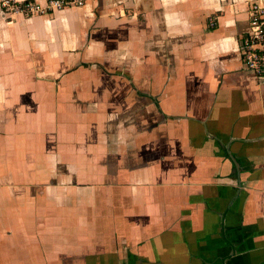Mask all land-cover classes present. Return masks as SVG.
I'll list each match as a JSON object with an SVG mask.
<instances>
[{
    "label": "crops",
    "instance_id": "0c3cea01",
    "mask_svg": "<svg viewBox=\"0 0 264 264\" xmlns=\"http://www.w3.org/2000/svg\"><path fill=\"white\" fill-rule=\"evenodd\" d=\"M251 3L0 8V264H264Z\"/></svg>",
    "mask_w": 264,
    "mask_h": 264
},
{
    "label": "built area",
    "instance_id": "2783aa9c",
    "mask_svg": "<svg viewBox=\"0 0 264 264\" xmlns=\"http://www.w3.org/2000/svg\"><path fill=\"white\" fill-rule=\"evenodd\" d=\"M84 0H45L42 6L37 0H0V8L10 15L48 12L70 4L82 5ZM249 30L241 40V57L247 69L256 73L264 70V7L251 3L247 9ZM214 21L210 20V25Z\"/></svg>",
    "mask_w": 264,
    "mask_h": 264
}]
</instances>
